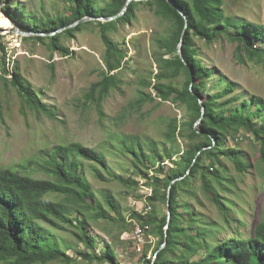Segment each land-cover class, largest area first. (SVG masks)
<instances>
[{
  "label": "trees",
  "instance_id": "1",
  "mask_svg": "<svg viewBox=\"0 0 264 264\" xmlns=\"http://www.w3.org/2000/svg\"><path fill=\"white\" fill-rule=\"evenodd\" d=\"M67 1L69 12L55 15L30 13L17 0H0V9L22 31L50 33L85 16L116 15L128 0ZM171 2L130 0L126 12L113 20H87L52 35L24 36L47 45L52 53L59 51L69 56L72 51L64 45L65 38L89 27L98 28L104 45V67L100 78L87 88L85 98L95 105L102 119L106 116L103 103L113 90L121 89L122 72L129 59L127 45L131 40L120 41L113 34L135 20L139 6H145L167 25L150 37L155 68L140 77L138 95L130 106L139 111L148 102L172 101L184 108L186 116L182 121L177 116L165 118L161 140L123 132L110 137L118 139L117 147L130 158L132 173L127 177L112 169L104 151L79 141L41 148L29 160L31 167L27 162L28 172L0 165V264H47L55 260L72 264L78 261L77 255L89 264H121L112 242L103 239V249L96 252L97 238L88 228L91 221L99 219L111 224L126 223V216L110 190L100 192L102 199L97 196L87 170L100 181H106V174L128 188L137 189V178L145 179L149 187L147 211L132 210L130 216L147 236L157 240L154 258L143 259L148 251L145 248L140 264H264V203L261 218L247 235L234 227L226 233L234 220V202L227 194L254 168L238 146L242 132L251 134L258 143L255 169L264 179V99L244 90L237 92L239 84L235 81L222 76L217 80L218 75L214 76L212 68L203 62L195 42V37L208 44L226 38L235 44L234 55L239 63L251 61L264 67V24L228 15L225 0ZM179 10L188 18L186 28ZM183 31L184 60L177 52ZM2 79L16 91L24 108L57 119L19 65L8 68L0 42ZM211 81L221 86L209 92ZM229 140L236 144L231 146ZM227 161L233 164L235 174ZM198 188L217 209V218L197 210L192 203L191 198L199 201ZM161 204L166 206L165 211L159 208ZM58 230L71 232L85 249H76V256H70V246Z\"/></svg>",
  "mask_w": 264,
  "mask_h": 264
},
{
  "label": "rangeland",
  "instance_id": "2",
  "mask_svg": "<svg viewBox=\"0 0 264 264\" xmlns=\"http://www.w3.org/2000/svg\"><path fill=\"white\" fill-rule=\"evenodd\" d=\"M25 4L27 11L38 16L55 15L69 12L67 0H17ZM226 13L235 17H245L250 21L264 24V0H225ZM159 17L154 15L145 6H139L136 19L130 24L120 26L113 34L117 40L127 41L129 59L122 72L124 80L120 90H113L103 103L106 116L99 118L95 105L86 101L85 92L90 84L100 78L104 67L102 55L104 45L100 39L98 28L89 27L76 32L72 37L65 38L63 43L72 54L63 56L59 51H52L47 45L33 39H25L24 35L14 31L16 25L0 9V42L6 52V63L9 69L18 64L23 75L31 82L33 88L39 92L42 102L55 111L57 119H51L44 112L35 113L23 107L21 98L16 91L0 80V165L10 167L20 172H28L32 164L29 160L38 150L50 147L56 143L79 141L87 146L104 151L110 160L112 169L120 175L128 176L130 158L125 156L121 147H117L118 139L110 137L116 133L146 134L156 140L163 138L165 118L177 116L184 120L186 113L182 106L172 101L162 103L148 102L137 111L130 106L138 95L140 77L146 76L152 64L150 56V37L162 32L166 27ZM196 47L203 62L212 68L214 76L224 77L235 81L239 85L237 92L242 90L248 94H257L264 99V67L255 62L241 64L235 58V44L226 38H220L210 44L195 37ZM216 81H211L207 91L219 87ZM150 91V89H147ZM24 109V112H23ZM199 122V121H198ZM196 124V123H195ZM242 139L238 142L254 164L250 168L243 182H236L233 191L227 196L234 202L232 226L238 228L245 235L251 226L261 218L264 203V179L255 169L258 162V143L249 133H241ZM231 146L236 141L229 140ZM232 173H236L233 164L227 161ZM38 176V175H37ZM106 181H100L87 170V177L102 199L100 192L110 190L121 204L126 216V223L111 224L110 222L91 221L89 233L97 238L96 252L103 247V239L112 242L121 264H140L143 251L147 254L143 259H152L156 238L146 234L140 240L134 235L139 230V224L130 214L132 210L140 212V207L146 208V196L149 187L145 186V179H138L139 187L128 188L115 179L104 174ZM199 187V184H197ZM146 191L148 192L146 194ZM143 197L136 198L135 195ZM199 201L191 198L197 210L212 218L218 217L215 206L197 189ZM150 205V204H149ZM151 207V205H150ZM165 205H159L165 211ZM151 210V209H150ZM112 214L111 212H109ZM240 214V216H239ZM240 220V221H238ZM68 244L67 253L76 256V249H85V245L71 232L58 230ZM149 244V246H147ZM77 262L72 264H89L77 255ZM47 264H65L60 261H51ZM93 264H107L95 262Z\"/></svg>",
  "mask_w": 264,
  "mask_h": 264
},
{
  "label": "water",
  "instance_id": "3",
  "mask_svg": "<svg viewBox=\"0 0 264 264\" xmlns=\"http://www.w3.org/2000/svg\"><path fill=\"white\" fill-rule=\"evenodd\" d=\"M169 2H171V0H168ZM129 2L130 0L127 1V3L125 4V6L123 7V9L116 15H113V16H109V17H106V16H85L83 18H81L80 20L76 21V22H73L71 24H69L68 26H74L76 24H78L79 22H83V21H87V20H100V21H110V20H113L121 15H123L127 8H128V5H129ZM171 4L173 6H175V4L173 2H171ZM180 13L183 15V17L185 18V21H186V25H185V28L187 27L188 25V18L186 17V15L183 13L182 10H179ZM68 26H63L59 29H56L55 31L53 32H50V33H37V32H33V31H22L19 29V27L16 25V29H14V31L18 32L19 34H22L24 36H30V35H52V34H55L57 32H59L60 30L68 27ZM183 37H184V31L182 32V37H181V41L180 43L178 44V49H177V52L178 54L180 55V57L184 60L183 58V51H182V46H183ZM202 112H204V106H203V109H202ZM201 119V118H200ZM200 119L198 121H200ZM214 141V140H213ZM209 147V146H208ZM207 147V148H208ZM174 182V181H173ZM167 206H169V196H168V201H167ZM168 219H170V211L168 210ZM165 245V242L161 245V248L164 247Z\"/></svg>",
  "mask_w": 264,
  "mask_h": 264
},
{
  "label": "built area",
  "instance_id": "4",
  "mask_svg": "<svg viewBox=\"0 0 264 264\" xmlns=\"http://www.w3.org/2000/svg\"><path fill=\"white\" fill-rule=\"evenodd\" d=\"M148 192L146 191V194H147ZM146 208H144V207H140V213H141V211H144ZM134 235H135V237L137 238V239H141L142 237H144V235H145V231H144V229H142V228H140L139 230H134Z\"/></svg>",
  "mask_w": 264,
  "mask_h": 264
}]
</instances>
